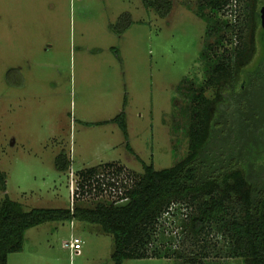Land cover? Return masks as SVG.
Returning a JSON list of instances; mask_svg holds the SVG:
<instances>
[{
    "label": "rangeland",
    "instance_id": "374dc122",
    "mask_svg": "<svg viewBox=\"0 0 264 264\" xmlns=\"http://www.w3.org/2000/svg\"><path fill=\"white\" fill-rule=\"evenodd\" d=\"M173 1L170 14L161 17L143 0H0V168L12 199L26 209L91 206L97 199L73 201L71 181L76 187L79 170L121 161L139 176L143 161L163 169L188 154L190 99L180 85L189 79L199 87L206 80L201 51L207 25L198 12L203 0ZM247 2L234 0L223 12L245 28L238 86L263 54L264 22H249ZM256 9L264 11V0H256ZM126 12L132 23L122 29ZM226 107L228 118L259 113L264 121V90ZM124 109L135 154L119 125L109 121ZM62 151L71 156L68 171L55 166ZM4 195L0 191V202ZM74 236L84 243L82 253L71 256L64 241ZM114 247V236L96 223L51 221L28 229L23 249L10 253L8 264H113ZM122 264L176 261L132 258ZM206 264L244 260L212 254Z\"/></svg>",
    "mask_w": 264,
    "mask_h": 264
},
{
    "label": "trees",
    "instance_id": "16d2710c",
    "mask_svg": "<svg viewBox=\"0 0 264 264\" xmlns=\"http://www.w3.org/2000/svg\"><path fill=\"white\" fill-rule=\"evenodd\" d=\"M233 1L203 0L198 10L207 25L201 51L207 75L199 87L189 79L180 85V91L187 90L190 99L188 154L169 168L156 169L153 163L143 161L144 172L139 176L128 170L134 181L128 191L130 200L123 205L100 199L87 207L77 204L74 210L26 209L6 193L7 177L0 168V191L5 194L0 202V264H8L9 254L23 249L28 229L73 219L96 223L114 236L113 264L151 257L170 258L176 264H206L212 254L242 258L244 264H264V142L259 143L264 137V121L259 113L244 118L230 113L228 118L226 107L249 91L264 90V27L263 54L246 70L244 82L238 86L236 65L247 56V43L243 42L242 20L236 23L223 14ZM143 3L161 17L174 7L173 0ZM206 9L210 13L204 12ZM246 14L251 16V24L263 22L256 0H248ZM120 18L125 21L122 29H127L131 14L126 12ZM239 39L241 43L235 45ZM209 88L214 90L213 96L207 94ZM109 121L119 125L128 150L135 154L125 109ZM118 163L79 170L81 188H91L95 174ZM71 164L65 151L55 157L60 171H68ZM173 203L179 207L174 213L177 223L171 227L162 217ZM182 207L187 208L186 216Z\"/></svg>",
    "mask_w": 264,
    "mask_h": 264
},
{
    "label": "built area",
    "instance_id": "2783aa9c",
    "mask_svg": "<svg viewBox=\"0 0 264 264\" xmlns=\"http://www.w3.org/2000/svg\"><path fill=\"white\" fill-rule=\"evenodd\" d=\"M237 13V10L233 11ZM231 14V15H234ZM236 16V14H235ZM121 165L116 166H108L101 172L95 174L91 181L93 182L92 187L86 185L83 190L80 186V183L77 180V186H74V181H71L73 184L71 185V195L73 201L76 197L85 198V196H89L91 198L100 200V199H108L115 205H123L130 200L128 195V191L132 187L134 179L131 177L128 168H121ZM179 207V204L173 203L169 209L164 213L162 220L166 224H171V227H174V221L176 217H174V213L176 209ZM184 211L183 216H186L187 208L182 207ZM177 230L174 231L177 234ZM83 240L80 237L74 236L69 240L64 241V247L69 249L71 256L80 255L82 253L83 248Z\"/></svg>",
    "mask_w": 264,
    "mask_h": 264
},
{
    "label": "crops",
    "instance_id": "0c3cea01",
    "mask_svg": "<svg viewBox=\"0 0 264 264\" xmlns=\"http://www.w3.org/2000/svg\"><path fill=\"white\" fill-rule=\"evenodd\" d=\"M128 125H129V122H128ZM129 127V126H128ZM130 131V130H129ZM129 134H130V132H129ZM125 141H126V139H125ZM129 142H130V136H129ZM135 151V150H134ZM132 153V152H131ZM132 154H134V153H132ZM67 155H68V157L71 159V156H70V154H68L67 153ZM72 161V160H71ZM114 162V161H113ZM118 162H120V163H122L121 161H118ZM106 163H108V162H106ZM103 164V163H102ZM122 164H125V163H122ZM100 165V164H99ZM97 166V165H96ZM93 167V166H92Z\"/></svg>",
    "mask_w": 264,
    "mask_h": 264
},
{
    "label": "water",
    "instance_id": "95a60500",
    "mask_svg": "<svg viewBox=\"0 0 264 264\" xmlns=\"http://www.w3.org/2000/svg\"><path fill=\"white\" fill-rule=\"evenodd\" d=\"M263 13H264V11H263ZM263 20H264V14H263ZM264 22V21H263Z\"/></svg>",
    "mask_w": 264,
    "mask_h": 264
},
{
    "label": "flooded vegetation",
    "instance_id": "af4514ba",
    "mask_svg": "<svg viewBox=\"0 0 264 264\" xmlns=\"http://www.w3.org/2000/svg\"><path fill=\"white\" fill-rule=\"evenodd\" d=\"M264 14V13H263ZM262 18H263V16H262ZM264 21V20H263Z\"/></svg>",
    "mask_w": 264,
    "mask_h": 264
}]
</instances>
